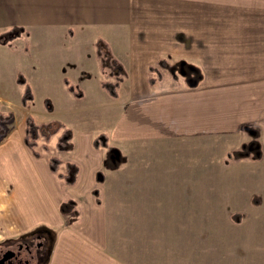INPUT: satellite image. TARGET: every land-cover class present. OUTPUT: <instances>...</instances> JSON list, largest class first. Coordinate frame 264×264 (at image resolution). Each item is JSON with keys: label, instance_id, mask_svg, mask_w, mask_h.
<instances>
[{"label": "crops", "instance_id": "obj_1", "mask_svg": "<svg viewBox=\"0 0 264 264\" xmlns=\"http://www.w3.org/2000/svg\"><path fill=\"white\" fill-rule=\"evenodd\" d=\"M13 27L27 34L0 42V111L11 122L20 106L26 114L0 140V237L52 232L43 264H191L201 222L187 205H201L211 189L201 184L217 179L200 171L202 146L236 153L253 141L231 165H264V0H0V34ZM101 39L126 71L117 96L103 86L114 78L101 68ZM12 49L19 68L7 60ZM160 59L195 65L202 77L191 86L163 71L151 83ZM28 114L61 121L72 148L58 149L60 129L49 150L40 138L36 157L25 143ZM102 134L106 146L95 144ZM112 152L123 161L112 164ZM177 154L192 161L176 163ZM52 156L60 171L77 164L75 183L51 169ZM70 200L73 211L62 212Z\"/></svg>", "mask_w": 264, "mask_h": 264}, {"label": "rangeland", "instance_id": "obj_2", "mask_svg": "<svg viewBox=\"0 0 264 264\" xmlns=\"http://www.w3.org/2000/svg\"><path fill=\"white\" fill-rule=\"evenodd\" d=\"M13 48H16V45H13ZM0 51L1 62L6 54L1 47ZM12 52L13 49L8 54L7 60L9 62H11L10 58L15 60V64L11 62L12 67L19 68L20 55ZM161 70L162 74L163 71L168 72V69L164 67ZM8 72L13 75V70H8ZM31 108L34 115L40 119L43 101L36 99ZM0 110H4V105L1 103ZM25 114L26 111L20 106L16 110L14 121L11 122L10 119L5 122L6 127L14 129L23 127ZM250 144L252 146L253 141L244 147L248 148ZM224 149L223 144L217 148L202 146L200 149L201 173L217 179L213 183L201 184L211 186L209 191L200 192L201 205H187L191 212H197L200 209L198 216L201 222L199 230L195 232L196 242H200L201 247L196 249L194 257L191 254L188 259L191 264H264V165H242L241 163L231 165L232 160L249 157L252 151L243 157H238L239 152L233 153L232 150ZM228 152L234 155L224 158ZM174 157L176 163L177 160L192 161L191 157L185 159L184 156L178 154ZM110 160L112 164L123 161L118 152H112ZM195 161L197 162V157ZM260 162H264V159ZM214 164L218 165L214 168ZM185 167L189 168L187 172L190 175H198L192 172L193 165L189 166L185 163ZM189 185L192 186L193 183ZM66 202L65 209L73 211L76 206L74 202L71 200ZM152 233L157 236L153 238V241L160 239L159 230L154 229ZM37 234L41 235L38 238L43 241L39 263L43 264L50 256L55 238L50 231L38 229L36 232L31 231L19 236L5 235V237H0V251L9 245H15L17 240H30ZM30 244L36 247L37 243L30 242ZM33 250L35 251L36 248Z\"/></svg>", "mask_w": 264, "mask_h": 264}, {"label": "trees", "instance_id": "obj_3", "mask_svg": "<svg viewBox=\"0 0 264 264\" xmlns=\"http://www.w3.org/2000/svg\"><path fill=\"white\" fill-rule=\"evenodd\" d=\"M27 32L24 28L13 27L10 32H4L0 34V42H10L15 38L19 37L22 33ZM97 55L100 59L102 70L107 73L109 76L114 78L113 81L106 80L103 82V86L113 95H118V89L120 84L126 78V71L122 65V63L114 56L112 50L108 43L104 40H100L97 43ZM168 69V73L173 75L174 78H179V76H184L190 80V85L195 86L198 81L202 77V72L195 65H187L186 62H176L170 63L166 59H160L157 63L152 64L150 66V72H155L157 74L156 77H150V82L154 83L155 79L162 76L161 68ZM179 73L180 75H178ZM192 81V82H191ZM20 82L25 84V91L22 97V104L27 105L28 101L33 98L31 87L26 83L25 79L20 78ZM71 90L75 91V88L68 81ZM48 105V109L50 108V104ZM12 118V112H4L0 111V140L4 137L7 131V127L5 122L9 121ZM60 129H63L62 134L59 136L57 147L59 150H70L72 148L71 142V130L66 128L65 125L59 121L55 120L53 122H37L33 115L28 114L26 117V128H25V143L26 145L33 151L34 155L38 157L40 155V151L37 149L38 141L40 138H44L46 143L43 145V149L49 150V146L47 143L50 141L51 137L58 133ZM96 145H107V136L102 134L95 140ZM251 148V145L246 148V150H242L239 152L238 157H243L246 153H248V149ZM112 149V147L110 148ZM252 151V150H251ZM229 155H234L232 152H228ZM62 161L52 156L49 160V165L54 172L58 173V176L63 178L66 183L73 184L76 181L78 166L75 163L68 162L65 167V171H60V166ZM97 192V191H96ZM67 202H64L61 205L62 212L67 211L65 209Z\"/></svg>", "mask_w": 264, "mask_h": 264}, {"label": "flooded vegetation", "instance_id": "obj_4", "mask_svg": "<svg viewBox=\"0 0 264 264\" xmlns=\"http://www.w3.org/2000/svg\"><path fill=\"white\" fill-rule=\"evenodd\" d=\"M40 234H37L35 238L28 240H17L15 245H9L7 248L0 251V264H39L40 263V248L41 241L38 237ZM22 242V243H21ZM30 242H36V247L32 246ZM9 244V243H8ZM33 248H36L34 251ZM11 249L14 253H10L7 259H3L4 253Z\"/></svg>", "mask_w": 264, "mask_h": 264}, {"label": "water", "instance_id": "obj_5", "mask_svg": "<svg viewBox=\"0 0 264 264\" xmlns=\"http://www.w3.org/2000/svg\"><path fill=\"white\" fill-rule=\"evenodd\" d=\"M10 253H14V251L11 250V249H8V250L4 253V256H3V259L1 260V262H2L4 259H7Z\"/></svg>", "mask_w": 264, "mask_h": 264}]
</instances>
